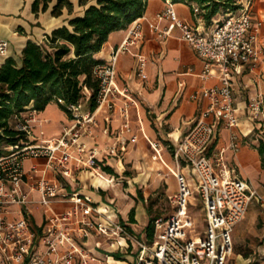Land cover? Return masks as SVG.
I'll return each mask as SVG.
<instances>
[{
	"label": "built area",
	"instance_id": "obj_1",
	"mask_svg": "<svg viewBox=\"0 0 264 264\" xmlns=\"http://www.w3.org/2000/svg\"><path fill=\"white\" fill-rule=\"evenodd\" d=\"M192 11L198 14L199 6L193 3ZM158 18L172 20L181 37L193 46L202 60L201 75H215L220 80L219 84L201 87L189 95L193 99L205 98L206 104L172 148L175 167L169 168L177 186L175 192L167 195L172 211L167 216L154 217L152 240L148 243L128 232L122 222L101 209L89 195L77 190L61 193L58 182L45 176L28 181L38 167L32 163L27 173L23 166L25 158L38 156L45 158L46 167L62 175L96 165V149L87 148L79 137L82 123L93 122L98 111L105 112V119H109L116 110L120 122L115 136L119 140L121 134L131 132L130 140L136 139L129 122V106L135 100L116 79L117 54L128 50V45L142 36L141 22L136 17L129 22L124 39L109 58L94 66L98 90L91 111L78 114L75 112L79 102L68 104L74 121L64 126L59 136L39 141L28 139L34 109H28V114L23 111L14 114L13 126L24 132L26 139L8 144V151L0 154V264H92L98 256L81 243L91 233L127 236L138 246L133 264H228L234 226L250 204L262 200L257 187L233 174L234 168L224 156L226 149L235 152L239 146L237 134L232 130L238 122L232 70L243 64L254 66L260 60L257 40L264 22L254 19L252 0H241L237 8L221 10L209 28L179 17L171 0H166ZM148 25L158 36L169 34L166 26L151 21ZM6 47L7 40L0 38V54L6 52ZM137 55L135 72L145 79L146 58ZM247 116L251 119L264 116V96L256 94L249 98ZM220 127L230 130L229 140L217 146ZM150 143L155 150L153 156L158 157L160 147L153 141ZM32 190L38 192L37 198L30 196ZM193 193L203 212L202 229H196V220L189 213ZM58 201L71 205L57 211L51 204ZM34 202L41 205L44 214L46 226L40 230L28 221L29 205Z\"/></svg>",
	"mask_w": 264,
	"mask_h": 264
},
{
	"label": "crops",
	"instance_id": "obj_2",
	"mask_svg": "<svg viewBox=\"0 0 264 264\" xmlns=\"http://www.w3.org/2000/svg\"><path fill=\"white\" fill-rule=\"evenodd\" d=\"M31 2L32 0H0V38L7 40L6 52L0 54V64L8 55L19 59L21 48L27 39L41 40L47 32L46 29L40 28L41 37L37 36L39 31L34 22L38 20L39 11L37 14L32 11ZM171 2L179 17L203 28H209L220 14L219 11L210 23H206L200 13H193L194 1L171 0ZM165 5L166 0H146L142 14L137 17L141 22V38L138 42L129 44L128 50L117 54L116 79L126 90L127 95L135 100V104L129 106V122L132 132L136 133V139L130 140L131 132H125L119 136L118 140L115 136L120 122L118 112L116 110L111 112L109 119H105V112L98 111L94 115L93 122L82 123L79 137L85 142L87 148L96 149V165L83 166L74 169L69 175H62L46 167L45 158L42 156L27 157L23 163L27 173H30L32 163H36L38 167L31 173L28 181L34 182L41 176H45L58 182L61 193L77 190L89 195L101 209L122 222L128 232L136 236H139L137 232L144 233L148 243L152 240L147 238L145 231L149 222L148 205H144L142 196V198L136 196L138 201H135L134 196H126L122 192V188L126 189L122 186V180L126 181V177L122 176V153L125 152L123 151L125 143L129 147L142 136L151 141L150 137L158 136L162 142L155 139L161 144L157 158L167 167H170L169 162H171L173 167L170 168H174L173 145L189 126L193 117L206 104L205 98L199 96L193 99L189 96L190 93L201 87L220 83L215 75L205 77L201 75V58L193 46L181 37L180 30L173 21L168 18H158V12ZM252 7L254 19L264 22V0H254ZM149 21L158 26H166L169 34L165 37L158 36L149 28ZM55 25L57 24L51 27ZM128 25L129 23L111 30L101 48L94 52V57L101 60L109 58L114 47L124 39ZM257 45L260 60L254 66L243 64L232 70L231 83L238 117V122L232 130L237 134L239 146L235 152L229 148L226 149L224 156L227 163L234 168L233 174L248 180L262 194V200L250 204L244 217L234 226L232 237L252 236L257 240L252 245V252L260 257L259 264H264V167L261 166L260 154L256 148L259 140H264V116L256 119L247 116L249 98L256 94L264 96V24L260 27ZM137 54H142L146 58L145 79L140 78L135 72ZM84 93L85 96L80 99L75 113L85 114L91 111L88 103L89 90L84 88ZM118 104L121 102L118 101ZM32 114L34 120L31 122L28 134L30 141L57 137L64 126L74 121V118L54 100L48 102L43 109L32 110ZM151 122L154 123V127L149 125ZM229 132L228 128H219L218 138L215 141L217 146L228 142ZM121 145L124 146L123 149L120 148ZM102 164L111 166L114 173L105 171ZM128 189L132 193L130 187ZM30 196L37 198L38 192L32 190ZM51 205L55 210L60 211L71 203L58 201L52 202ZM29 207V224L37 230L45 228L41 205L34 202ZM131 209L133 212L130 214ZM202 219L203 212L201 222ZM81 243L98 256L92 264H133L138 252L137 244L125 235L107 236L91 233L81 240ZM129 243L133 245V248L126 253ZM38 247L42 248V245L38 244ZM236 255L238 258L235 264H243V262L251 264L249 263L251 251L244 255L237 251Z\"/></svg>",
	"mask_w": 264,
	"mask_h": 264
},
{
	"label": "trees",
	"instance_id": "obj_3",
	"mask_svg": "<svg viewBox=\"0 0 264 264\" xmlns=\"http://www.w3.org/2000/svg\"><path fill=\"white\" fill-rule=\"evenodd\" d=\"M51 0H32L31 9L36 14L46 10ZM200 8L206 23L221 10L235 9L238 0H192ZM80 11L66 16L63 22L50 28L41 40L27 39L21 48L19 59L12 55L0 64V154L1 145L21 142L25 133L13 126L14 114L25 109H43L54 100L72 117L68 104L77 103L89 90V108L96 104L98 79L94 66L102 60L94 57L111 30L128 24L140 16L146 0H78ZM71 12V0H55L50 8L52 15H60L63 9ZM256 148L264 167V140ZM102 168L110 173L108 164ZM133 209L130 210V214ZM149 222L145 227L147 238L153 234L151 208L147 206ZM132 219V216H130Z\"/></svg>",
	"mask_w": 264,
	"mask_h": 264
},
{
	"label": "rangeland",
	"instance_id": "obj_4",
	"mask_svg": "<svg viewBox=\"0 0 264 264\" xmlns=\"http://www.w3.org/2000/svg\"><path fill=\"white\" fill-rule=\"evenodd\" d=\"M54 1L55 0H51L49 2V7L44 11L40 10L37 14L38 20L35 21L34 24L39 31V33H37L39 38L41 37L40 28L49 31L52 25L62 23L64 17L73 15L81 9V5L78 4V0H71V12L68 13L66 8H64L60 15H52L50 13V8ZM253 2L254 0H252V6ZM28 112H30V110L25 109L22 113L28 114ZM153 124L154 123L151 122L149 125L154 127ZM145 129H147L146 125ZM148 129L151 131L149 126ZM150 138H152V141L155 142L157 147H160V142H162V140L158 138V136H153ZM155 139L160 142L155 141ZM150 141L151 140L145 139L142 136L136 143L129 147H127L125 143V150H123L125 152L122 153V176L126 177V181L125 179L122 180V186L126 187V189L122 188V192L126 196H134L135 201H138L136 196L139 198L142 196L144 198V205H149L151 208V215H160L164 217L167 216L173 209L167 194L172 193L176 189V180L170 168L164 164H161L159 159L153 156L155 150L153 149ZM1 147L3 148V152L8 151V144H3ZM166 157L169 159L167 154ZM169 166L173 167L171 162H169ZM129 187L132 193L129 192ZM190 200L191 202L188 206L189 213L196 219V229H202L204 227V223L201 222L202 210L199 199L196 197L195 193H193L190 196ZM137 234L139 235L137 236L139 239L146 241L144 233L140 234V232H137ZM256 241L257 240L252 238V236H233L232 251L228 259V264H235L237 262V251H240L243 255L251 251L252 255L250 256L249 263L259 264L260 257L256 253L252 252V245ZM132 248L133 245L129 243L126 253L130 252Z\"/></svg>",
	"mask_w": 264,
	"mask_h": 264
}]
</instances>
